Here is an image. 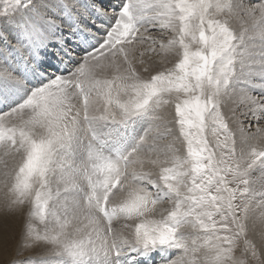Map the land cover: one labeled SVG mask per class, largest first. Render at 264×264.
I'll use <instances>...</instances> for the list:
<instances>
[{
  "label": "snow or ice",
  "instance_id": "obj_1",
  "mask_svg": "<svg viewBox=\"0 0 264 264\" xmlns=\"http://www.w3.org/2000/svg\"><path fill=\"white\" fill-rule=\"evenodd\" d=\"M0 189V264H264V0H0Z\"/></svg>",
  "mask_w": 264,
  "mask_h": 264
},
{
  "label": "bare ground",
  "instance_id": "obj_2",
  "mask_svg": "<svg viewBox=\"0 0 264 264\" xmlns=\"http://www.w3.org/2000/svg\"><path fill=\"white\" fill-rule=\"evenodd\" d=\"M3 197L0 198V201H2ZM0 225H2V232H0V246H4L5 244H7L10 249H14L15 242L13 243L10 242L9 236H11V234L5 228L9 227L12 230L14 229L16 230L18 228V224H15L10 217H6L2 209H0ZM14 225L16 226V228H14ZM46 253H47V249L36 248L34 250H31V252L30 251L23 252L22 254H20L19 258L28 257V256L30 257V256L40 255V254L43 255Z\"/></svg>",
  "mask_w": 264,
  "mask_h": 264
},
{
  "label": "rangeland",
  "instance_id": "obj_3",
  "mask_svg": "<svg viewBox=\"0 0 264 264\" xmlns=\"http://www.w3.org/2000/svg\"><path fill=\"white\" fill-rule=\"evenodd\" d=\"M257 176L259 175V173H257L256 174ZM5 195V193H4V191L2 190V189H0V198H2L3 196ZM14 228H16V226L14 225ZM5 229H7L9 232H10V234H11V236H9V238H10V242L11 243H13V242H15V239H14V232H13V230L11 229V228H9V227H7V228H5ZM16 231H18V228L16 229ZM0 232H2V225H0ZM256 239V241H257V243L259 242V236L257 235V237L255 238ZM31 252V251H30ZM47 254V253H46ZM46 254H43V255H46ZM41 255V254H40ZM42 256V255H41ZM29 257V256H28Z\"/></svg>",
  "mask_w": 264,
  "mask_h": 264
}]
</instances>
